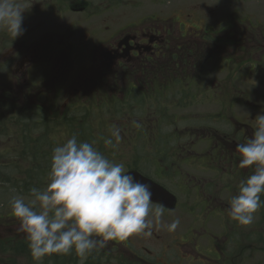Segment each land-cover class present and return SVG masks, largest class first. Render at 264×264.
Segmentation results:
<instances>
[{
    "label": "rangeland",
    "instance_id": "rangeland-1",
    "mask_svg": "<svg viewBox=\"0 0 264 264\" xmlns=\"http://www.w3.org/2000/svg\"><path fill=\"white\" fill-rule=\"evenodd\" d=\"M22 2L26 10L23 14V34L15 38L7 30L0 29V114H4L0 118V164L8 163L10 156L15 155L13 161H16L20 170L36 165L32 158L17 156L22 152V131L25 130L22 121L19 124L16 117L20 118L19 115L24 111L30 92L19 80L18 86L12 75L18 58L26 54H37L40 60H49L42 67L45 73H49L48 78L62 85L58 98L60 105L66 95L79 91L80 85H84L79 98L82 105L72 110L80 117L84 112L87 113L80 122L84 119L93 125V132L97 136L94 147L114 163H122L124 172L138 166L142 173L159 180L179 197L178 207L173 211L163 212L161 218L165 225L179 218L180 225L175 231H169L154 221L151 236L132 234L125 240L108 241L110 256L107 259H102L106 256H101L102 260L92 261L94 258L80 257L72 250L45 256L39 264H84L85 261H88L87 264H205L202 258H193L190 251L198 246L202 252L217 253L213 249L214 245L223 246L225 242L228 243L224 237L229 238L230 234L224 235L221 220L211 218L207 211L221 203V199L218 197L215 200L213 195L234 196L223 187L228 181H232L228 184H233L239 179L234 173L231 176L224 174L222 167H228V164H224L215 155L217 141L222 142L216 133L219 131L225 137H232L226 138V143L224 142L225 154L231 156L237 141L234 138L239 130L243 128L246 139L251 138L256 116L264 113V63H254V60L261 58L264 61V39H261V35H264V0H95L84 12L70 10L73 0ZM231 11L240 18L252 17L259 22L255 27H249L248 31L243 26L232 29L236 34L241 33V41L221 45L227 54H241V62L236 70L233 68L234 60L231 61V66L219 59L214 63L209 62L206 67L197 68L196 75L192 74L193 70L181 72L182 66H178L177 79H183L182 82L175 83L161 76L160 83L157 80L155 86L148 83L149 93L146 99L138 93L141 101H136V96L129 95L128 86L133 85L134 78L128 79L127 86H124L121 77L114 85H102L103 89L99 85L96 87L93 84L95 81H85L86 77H91L103 68L97 62L94 64L93 60L100 59L107 46L123 32L139 30L148 25L149 22L145 24L144 20L153 15L174 14L185 22V26L176 23L172 39H176L178 45H187L186 41L192 43L199 40L198 36H201L206 26H209L211 35L221 36L223 33L219 32L220 27L216 24ZM191 26L196 29L193 30ZM250 33L256 38L247 42L243 36L247 38ZM194 44L199 53L207 51L200 48L198 42ZM252 51L254 54L249 55ZM59 57H62L60 62ZM58 67L60 71L69 68L64 70L67 78L63 82L58 81ZM164 67L169 71L168 65ZM95 70L97 71L94 72ZM166 70H163L164 75L167 74ZM35 81L37 80L32 78V82ZM11 84L15 87L12 93L9 90ZM4 93L9 95L2 97ZM106 94L107 108L101 102L105 100ZM115 100H122L121 112L111 106V101ZM239 122L244 123V126H240ZM32 126L30 124L27 127L26 135H30L32 140L46 136V151L52 152L56 146L71 138V125L67 123L52 124L50 133L47 134L35 132L34 126V131H31ZM115 127L120 129L119 142L111 136L110 130ZM149 132L155 135L150 134L141 142L139 138L135 139L141 133L147 136ZM158 136L159 140L162 138L164 141L154 147L152 143L158 141ZM106 139H112L113 143L106 145ZM50 142L51 147H48ZM152 149L160 153L167 151L166 159L172 157L170 164L147 156ZM230 171L231 169L228 170L229 173ZM49 172L39 189L43 190L49 183ZM234 176L236 178L233 180ZM17 177L22 178V174H17ZM210 183H213V193L209 194L206 190L211 186ZM13 188L11 184H0V243L26 240L25 234L20 231L19 220L12 214L10 200L15 195H22L27 199H31V196L19 194ZM228 219L229 217L227 221ZM240 228V264H264V207L256 212L251 225H240ZM232 237L234 240V236ZM116 244L118 245L113 248ZM232 250L231 246H227L226 252ZM132 253L151 262H140L133 258ZM0 264L37 262L29 252L13 251L10 246L0 244Z\"/></svg>",
    "mask_w": 264,
    "mask_h": 264
},
{
    "label": "clouds",
    "instance_id": "clouds-1",
    "mask_svg": "<svg viewBox=\"0 0 264 264\" xmlns=\"http://www.w3.org/2000/svg\"><path fill=\"white\" fill-rule=\"evenodd\" d=\"M25 11L22 0H0V29L15 38L22 35ZM110 131L119 142L120 129ZM112 143L105 140L106 145ZM236 151L239 167L254 170L241 180L226 211L231 220L248 226L264 207V113L256 116L251 138L237 144ZM30 196H13L10 207L37 264L45 256L72 250L86 257L108 241L132 234L151 236L154 221L169 231L180 225L179 218L163 224L164 209L153 207L149 184L125 173L122 163H114L93 142L80 141L75 134L53 149L49 183L43 190L32 187Z\"/></svg>",
    "mask_w": 264,
    "mask_h": 264
},
{
    "label": "flooded vegetation",
    "instance_id": "flooded-vegetation-1",
    "mask_svg": "<svg viewBox=\"0 0 264 264\" xmlns=\"http://www.w3.org/2000/svg\"><path fill=\"white\" fill-rule=\"evenodd\" d=\"M72 5L73 4H70V10L72 12H84L90 7L88 5L86 8L82 10H75L72 8ZM27 12H30V10H27ZM187 18L189 21H191L190 17ZM144 22L145 24L146 22H149V24L142 26L141 29L139 30L136 29L127 30L123 32L118 38H116L114 42H112L109 46H107L106 50L101 53V58L93 60L94 64L95 62H97L99 63L98 65L103 66V68L100 69L98 73L96 72L97 70H95L94 72L96 73L91 77H86L85 81H90V80L95 81V83L93 84L96 87L98 85V82L101 83L102 81H104L106 83L105 85L108 86L111 84L113 85L116 84L122 77L123 85L127 86L126 81L128 79L134 78L135 81L133 85L131 84L128 86L130 90L129 95L136 96L137 99V98H141L140 95L138 96L139 93L141 94L142 97H144V99H146V96L149 93L148 83H150L152 86H155L157 80L160 83L161 76L167 77L169 80L171 79V81H174L175 83H177V81L179 83L183 81V79H179V80L177 79L178 66H182L181 72H185L187 70L188 71L193 70L192 74L196 75L197 68H199L200 66L206 67L207 63L209 62L214 63V61L219 59L224 61V64H226L227 66H231V61L234 60L235 65L233 66V68L234 70H236V68L238 67L237 65L241 62V54L238 52H235V54L233 52H228L230 54H227L225 50H222L223 47L221 45L225 43H232L234 41L236 42L241 41L242 38L241 33L236 34V31H233L232 29L243 26L248 31L249 27H255V24L257 25L259 23L257 20L253 19L252 17L240 18L234 11H231L228 13V15L225 16V18L222 21H219V23L216 24L217 27H220L219 32L223 33L221 36H218L219 34L211 35L209 32V26H206V29H203V33L201 34V36H198L199 40L195 42H198L199 47L207 49V51L199 53L198 49H196L195 47L194 44L195 42L190 43L189 41H186L187 45H185L184 43L178 45V41L176 39H172V34L174 32L173 27L177 25L176 23H179L182 26H185L186 24L185 22L179 20L178 17H175L174 14L166 15L162 13L161 15H153L150 18L145 19ZM194 26H191L193 30L196 29V27ZM184 36L185 35H183L182 39L184 38ZM126 37H128V39L121 44V41L124 40ZM243 38H245L247 42H249L252 41V39H255L256 36L250 33L247 36V38L245 36H243ZM261 39H264V35H261ZM217 44H219L220 46L215 47ZM107 51H111L112 55L106 56ZM11 52H13V49ZM253 52L254 51L249 52V55L254 54ZM222 55L224 56V58H221ZM61 60L62 57H59L58 61L60 62ZM48 61H49L48 59L40 60L37 57V54L36 55L26 54L23 57L17 59L15 63L16 67L15 69H13L14 75L12 76L15 77L18 86H19V82H18L19 80L23 84H25L26 89L30 92V94L27 95L28 99L26 98L25 106H24L25 107L24 111H26L29 114V116H33L35 117V119H39V120L45 118V120L52 123L65 124V122L70 119L71 116L70 114L75 112V110H72V108H76L77 106L82 105L79 101L80 100L79 98H80V90L84 85L79 84L81 87L80 90L75 92H70L68 95L64 97L63 104L60 105L58 98L60 93L62 92L61 89L62 85L53 81V79H49L48 78L49 73L48 74L47 72L45 73L43 71L44 68H42L44 67L45 62ZM254 61L255 64H259V65H263L262 63H264L262 58L260 60H254ZM164 65H168L169 71L164 69L165 68ZM39 68L40 70L42 68V70L38 71ZM66 69H62L60 71L58 67L57 69L59 73L58 81L63 82L65 78H67V74L64 71ZM163 70H166L167 74L164 75ZM32 78L36 79L37 81L33 83ZM52 82H54L55 84H51ZM85 84H87V82ZM13 85L14 84H11L9 88L11 93L13 92V90H15V87H13ZM206 86L209 87V85ZM145 87L146 90H143ZM154 98H156L155 100H157L156 95H154ZM116 101H121V103H123L122 100H116ZM130 103L131 102H129V104ZM126 104H128V101L126 102ZM239 123L240 126H244V123L241 122ZM216 135L218 136L219 140H221L222 142L220 143L219 141H217V148L214 150L216 151L217 154L215 155L222 162L224 161V164H228V167H222V169L225 170L224 174H228L231 176L234 173L239 178L238 180L234 181L233 184H228L232 182L231 180L228 181L227 184H224L223 188L226 190L227 193L229 194L232 193L236 195L238 194V185L241 182V180L246 179L249 175L252 174L254 170L253 168L239 167V162L241 157L240 154L236 151V145L239 143H244L247 140L246 133L243 131V128L239 130V133L234 138V140L237 141L235 142V146L232 149L233 152L231 153L232 154L231 156L225 154V143H226V138L232 139V137L231 136L225 137L219 131L216 133ZM230 169L231 171L229 173L228 170ZM145 176L151 178L152 180H155L151 176L148 175ZM235 178L236 177L234 176L233 180ZM155 181L167 188V186L159 182V180L158 181L155 180ZM210 184L211 186L206 190V192L209 194L213 193L212 192L213 183ZM168 190L171 191L170 189ZM172 193L175 196H177L179 203L178 195L174 192ZM213 197L215 200L218 199L219 197V200L221 199L219 202L221 203L220 205L211 207L210 210L207 211V213L211 218H218L219 220H221L220 226H221V230H225V232H223L224 235L230 234L229 238L224 237L225 241H228V243L226 244L225 242V245L223 246L214 245L213 249L217 253L202 252L197 246L196 248L190 251L192 253L191 256L193 258H197V257H199L200 259L202 258V261L205 264H240L241 262L240 224L231 220L230 218L227 221V217L229 216L226 210L228 209L229 201L233 196L232 197L220 196L218 194V196L213 195ZM261 199L264 200V195L261 196ZM178 203L176 208L179 205ZM152 204L155 207L161 206L153 202ZM163 209L164 212L171 211L165 207H163ZM216 215H218V217ZM153 235L156 234L154 233ZM232 236H234V240H232L233 239ZM236 237H238V239H236ZM117 245L118 244L114 245L113 248H115ZM226 245L231 246L233 250L230 252H226V248H227ZM109 249H107V245H106V247L102 249L94 250L93 252H91V254L95 255L97 252H99L100 257L106 256V257H102V259L104 258L107 259L110 253ZM111 251L113 252V249ZM132 256L134 259L139 260L140 262L143 261H146L145 263L151 262L148 259H144L143 257L137 256L135 253H132ZM92 261H96V259ZM87 263L88 261L84 262V264Z\"/></svg>",
    "mask_w": 264,
    "mask_h": 264
},
{
    "label": "trees",
    "instance_id": "trees-1",
    "mask_svg": "<svg viewBox=\"0 0 264 264\" xmlns=\"http://www.w3.org/2000/svg\"><path fill=\"white\" fill-rule=\"evenodd\" d=\"M66 1V0H64ZM80 1H86L88 2L89 6H91L92 3L95 2V0H73V2H71V4L80 2ZM220 31V30H219ZM220 45L217 44L215 47H219ZM106 83L104 81H102L101 83L98 82V85L100 86V89L102 88V85H105ZM101 91V90H100ZM105 91V90H104ZM101 91V92H104ZM6 94L4 93V95L2 97H5ZM7 97V96H6ZM5 99V98H4ZM141 98H137L136 101H141ZM101 102H103V107L107 108V94L105 96V100H102ZM122 104L121 101H111V106L112 107H116V111L117 112H121L122 111ZM110 108V107H109ZM76 111L71 113L70 115V119L67 120L65 123H67L70 126V136H72L73 134H75L78 138V140L80 141H88V142H93V146H95V144L97 143V136L95 135V133L93 132V125H90L89 123H87L84 119L80 122V119L82 117H85L87 115L86 112H84L81 117L75 115ZM22 114V115H21ZM19 116L20 118L16 117V121L20 124L21 121L24 124V130L23 132V147H22V152H20V154H18V157H22V158H32L33 162L36 164L34 167H30L26 170H20V168L18 169V166L16 161H13V159H15V155L14 156H10L11 160L8 163H2L0 164V184H11V187H14L13 190L16 188L19 194H30V189L32 187H36L39 189V187L41 186L40 184L43 182L45 175L48 171H50V167H51V155L52 152L51 151H46L45 148V142H46V136L43 138L41 136H39V138L37 139H33L30 137V135H26L27 133V127L29 128L30 124H33L34 128H35V132H43L44 133H50V128L52 124H56V123H52L49 122L47 120H45V118H42L41 120L39 119H35V117L33 116H29V114L25 111H23ZM4 115L3 113L0 114V118L1 116ZM41 116V115H39ZM75 123V125H74ZM33 126L31 127V131H34ZM22 129V130H23ZM21 132V133H22ZM150 134H154L152 132H149L147 136H143V134L141 133L140 136L135 137L139 138V141H144L148 138V136ZM25 135V136H24ZM155 135V134H154ZM159 135V134H158ZM45 138V139H44ZM48 140V139H47ZM157 142H153L152 145L155 146H159V142L161 143V141H164V139H160L159 140V136L157 138ZM33 141V142H32ZM49 142V140H48ZM33 143V145H32ZM48 147H51V142L50 144H48ZM150 153L147 154V156L149 157H156L160 160H164V163L167 164L171 162L172 157L166 159L165 156L167 155V151L160 153L158 151H154L152 149V151H149ZM138 153V148H137V152ZM166 160V161H165ZM138 169V166H136ZM46 168V170H45ZM17 174H22V178L17 177ZM2 244V246H10L13 251L15 250H22L25 253H30L29 247H28V241L27 240H23L22 242H18L16 243L14 242H9V243H0ZM98 256V257H96ZM87 257H96L94 259H100V253L97 252L95 255L94 254H89L87 255ZM64 258V257H63Z\"/></svg>",
    "mask_w": 264,
    "mask_h": 264
},
{
    "label": "water",
    "instance_id": "water-1",
    "mask_svg": "<svg viewBox=\"0 0 264 264\" xmlns=\"http://www.w3.org/2000/svg\"><path fill=\"white\" fill-rule=\"evenodd\" d=\"M88 6V2L86 1H80L72 5V8L75 10H82ZM128 37H126L124 40L121 41V44L124 43ZM111 51L106 52V56H110ZM115 56V55H113ZM133 173L137 176L138 179H142L145 183L149 184L152 191V202L157 203L165 208H168L170 210H173L178 202L177 196H175L172 192H170L168 189H166L161 184L157 183L156 181L152 180L151 178L145 176L141 172H139L136 169L128 170L125 173Z\"/></svg>",
    "mask_w": 264,
    "mask_h": 264
}]
</instances>
